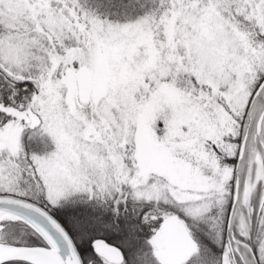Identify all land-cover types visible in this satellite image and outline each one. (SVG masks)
<instances>
[{
	"label": "snow or ice",
	"instance_id": "6c2138e0",
	"mask_svg": "<svg viewBox=\"0 0 264 264\" xmlns=\"http://www.w3.org/2000/svg\"><path fill=\"white\" fill-rule=\"evenodd\" d=\"M0 264H264V0H0Z\"/></svg>",
	"mask_w": 264,
	"mask_h": 264
}]
</instances>
